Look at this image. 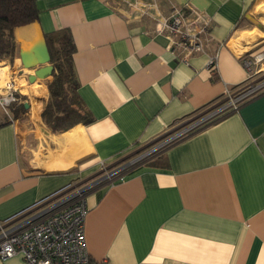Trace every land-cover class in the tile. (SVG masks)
<instances>
[{
  "label": "crops",
  "instance_id": "crops-1",
  "mask_svg": "<svg viewBox=\"0 0 264 264\" xmlns=\"http://www.w3.org/2000/svg\"><path fill=\"white\" fill-rule=\"evenodd\" d=\"M37 3L38 26L15 32L14 64L23 66L20 51L33 44L37 29L47 42L68 31L79 99L94 121L53 133L42 119L50 95L40 81L29 82L28 109L15 104L7 114L0 106V222L93 181L84 196L93 264H264V93L134 163L246 82L242 57L264 51V0ZM173 7L212 22L206 52L187 62L156 32ZM38 99H45L40 111ZM127 158L120 171L129 170L105 183V168ZM0 264L24 261L16 256Z\"/></svg>",
  "mask_w": 264,
  "mask_h": 264
},
{
  "label": "built area",
  "instance_id": "built-area-1",
  "mask_svg": "<svg viewBox=\"0 0 264 264\" xmlns=\"http://www.w3.org/2000/svg\"><path fill=\"white\" fill-rule=\"evenodd\" d=\"M153 4L148 6V10L157 7L156 3ZM211 24L208 18L192 9L189 15H184L180 8L173 7L170 16L158 19L156 32L166 35L172 52L187 62L194 54L206 52ZM216 60L217 55L211 57L213 69L216 68ZM242 61L248 70L244 84L227 89L208 115L169 133L134 163L143 162L162 148L210 125L213 119L217 121L238 111L243 104L263 94L264 51L244 56ZM23 103L28 102L20 94L18 96V90L0 94V106L7 114L14 104ZM85 194L86 189L76 190L46 204L40 202L38 207L20 219L0 222V261L21 256L24 264H93L85 238V220L89 211Z\"/></svg>",
  "mask_w": 264,
  "mask_h": 264
},
{
  "label": "trees",
  "instance_id": "trees-1",
  "mask_svg": "<svg viewBox=\"0 0 264 264\" xmlns=\"http://www.w3.org/2000/svg\"><path fill=\"white\" fill-rule=\"evenodd\" d=\"M39 15L37 0H0V64L5 61L14 63L18 52L16 30L38 21ZM48 45L51 65L55 70L52 80L46 82L50 96L42 111V119L53 133H65L79 124H90L94 120L79 99V83L73 64L75 46L71 34L66 30L60 31L48 38ZM69 93H72L70 99ZM44 102L45 99L36 100L37 111ZM18 107L25 109L23 104Z\"/></svg>",
  "mask_w": 264,
  "mask_h": 264
},
{
  "label": "rangeland",
  "instance_id": "rangeland-1",
  "mask_svg": "<svg viewBox=\"0 0 264 264\" xmlns=\"http://www.w3.org/2000/svg\"><path fill=\"white\" fill-rule=\"evenodd\" d=\"M15 63V62H14ZM12 64L10 62H2L0 64V68H6V71H4V73L6 72V75H5V78H0V94H7L9 93V89L8 87L6 86L8 83L14 85V90H18V94H20L21 96H28L29 95L31 96L32 99H34V95L33 93H31L33 91L32 88L29 89V81H28V77L29 75H34V72L33 70H28V69H24L23 66L22 67H18L15 66V64ZM2 76V75H0ZM40 82L44 83V82H47V80H41ZM22 85H25V88ZM47 84V83H46ZM32 85H36V84H32ZM21 86V87H20ZM20 87V88H19ZM27 87V88H26ZM30 90V91H29ZM69 99L72 97V93H69ZM69 103H71V100H68ZM30 102V100H29ZM15 105V104H14ZM14 105L12 106V108H14ZM214 108V105L210 106V107H207L205 110L199 112L194 118H192V120H190L191 122H193L194 120H197L199 118H202L206 115H208L211 110H213ZM11 110V108H10ZM20 111H17V113H19ZM4 116H6V114L4 113ZM219 118V117H218ZM222 117H220L219 119H221ZM215 121V119H213L211 123H213ZM190 123V122H189ZM186 124H188L186 122ZM209 125V124H208ZM183 126V125H182ZM182 126H176V128H174L171 132H173L174 130L182 127ZM169 132V133H171ZM168 133V135H169ZM168 135L164 136L162 139L166 138ZM152 145V144H151ZM151 145L145 147L142 149L141 152H144L146 151V149H148L149 147H151ZM151 149V148H150ZM150 149H148L146 152H148ZM166 148H162L159 152H163ZM159 152H157L156 154H158ZM145 153V152H144ZM143 153V154H144ZM154 154V155H156ZM153 155V156H154ZM139 156V155H137ZM137 156H135L134 158H136ZM151 157V156H150ZM133 158V157H132ZM131 158V159H132ZM130 159V160H131ZM128 158L117 163L116 165L114 166H111V167H106L105 170L103 171L102 175L106 174V177H108L110 175V177H108V179H106V182L105 183H109V182H114L115 180L119 179L122 174H124L127 170L129 169H123L122 171L121 168L127 163V161H130ZM134 160V159H133ZM132 161V160H131ZM144 162V161H143ZM140 163V162H138ZM123 164V165H122ZM122 165V166H120ZM138 165V164H137ZM120 166V167H119ZM134 166V164H132L130 167ZM92 182H81V183H78L76 185H74L72 188L68 189V190H64L63 192H60L58 194H56L55 196H52L50 198H48L47 200H44L43 202H41L42 204H46L50 201H53V200H56L58 198H61V197H64V196H69L70 194H72L73 192H76V190H80V189H83L85 190L86 189V194L91 190L89 187L90 184H92ZM92 191V190H91ZM85 194V195H86ZM38 207L37 205L33 208V210Z\"/></svg>",
  "mask_w": 264,
  "mask_h": 264
},
{
  "label": "water",
  "instance_id": "water-1",
  "mask_svg": "<svg viewBox=\"0 0 264 264\" xmlns=\"http://www.w3.org/2000/svg\"><path fill=\"white\" fill-rule=\"evenodd\" d=\"M38 26L37 22H34ZM20 59L24 69L34 70V75H29L31 84L47 80L54 73V66L51 65V52L45 34L40 29L36 31V37L32 45L20 51ZM26 109L29 104L25 105Z\"/></svg>",
  "mask_w": 264,
  "mask_h": 264
},
{
  "label": "bare ground",
  "instance_id": "bare-ground-1",
  "mask_svg": "<svg viewBox=\"0 0 264 264\" xmlns=\"http://www.w3.org/2000/svg\"><path fill=\"white\" fill-rule=\"evenodd\" d=\"M4 71H6V68H3V71L0 72V75H2V76H0L1 79H2V78H5L6 72L4 73ZM6 86H7L8 89H9V93H11L12 91H14V88H15L14 85L8 83ZM21 86H23V87L25 88V85H22V84H21ZM21 86H20V87H21ZM20 87H19V88H20ZM26 88H27V87H26Z\"/></svg>",
  "mask_w": 264,
  "mask_h": 264
},
{
  "label": "flooded vegetation",
  "instance_id": "flooded-vegetation-1",
  "mask_svg": "<svg viewBox=\"0 0 264 264\" xmlns=\"http://www.w3.org/2000/svg\"><path fill=\"white\" fill-rule=\"evenodd\" d=\"M166 138H167V137H166ZM164 139H165V138H164ZM164 139L160 140L159 142L163 141ZM159 142H158V143H159ZM158 143H156L155 145H157Z\"/></svg>",
  "mask_w": 264,
  "mask_h": 264
}]
</instances>
